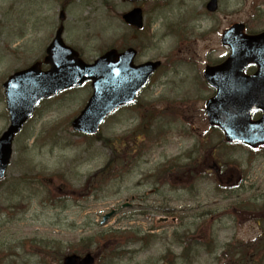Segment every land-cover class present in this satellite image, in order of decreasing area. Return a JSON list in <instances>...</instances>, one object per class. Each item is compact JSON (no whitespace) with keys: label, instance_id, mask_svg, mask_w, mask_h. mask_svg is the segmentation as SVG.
<instances>
[{"label":"rangeland","instance_id":"obj_1","mask_svg":"<svg viewBox=\"0 0 264 264\" xmlns=\"http://www.w3.org/2000/svg\"><path fill=\"white\" fill-rule=\"evenodd\" d=\"M253 1L245 0L240 7L242 20L249 19L254 12L257 14L258 9L264 14V0L260 8ZM195 2L169 0L140 4L144 31L138 33L120 19L121 14L134 7L124 0H0V84L14 71L43 57L45 46L60 22L62 37L80 51L87 63L109 47L119 50L133 47L137 51V64L162 63L152 89L145 90L138 105L110 116L101 127L99 141L70 132V120L90 95L87 84L50 98L37 110L13 143V155L0 185V264H43L32 256L31 245H45L52 239L75 245L74 239L91 230L132 229L141 235L160 238L150 240L142 250L140 246L130 245L138 253L132 258L124 257L117 264H176L168 253L176 256L183 253L184 245H179L183 234H192L203 243L194 264H227L225 257L235 253L234 245L264 238L258 209L264 201V149L252 152L225 146L218 131H211V137L202 142L208 129L203 105L210 92L200 90L206 88L199 85L201 73L205 65L219 59L223 50L218 37L197 38L199 33H191L189 11ZM60 13L63 21H59ZM185 21L188 23L184 24ZM158 98L167 103L176 100L181 105L185 129L182 125V131L173 130L158 146L151 135V148L140 151L137 148L140 144L137 147L131 144L130 135L142 131L144 106L151 107V113L165 109L166 102L161 103ZM3 108L2 104L0 135L8 124ZM159 127L156 120L152 122L151 130L156 135ZM183 130L195 137L183 136ZM105 140L109 142L102 145ZM110 141L116 144L111 147ZM118 144H123V149ZM195 144L198 153L197 159L194 154L191 157L196 161L190 178L157 184L154 167L164 157L189 156ZM110 153L115 154L117 161L125 159V166L122 170L116 166L112 183L100 191L99 185L108 180L97 185L89 179L102 169ZM33 174L41 180L32 185L40 187L39 193L23 192L26 183L19 177H33ZM238 177L242 189L227 191V180ZM12 185L20 187L17 199L10 195ZM45 188L49 196L45 195ZM146 206L151 210L145 209ZM246 208L255 211L248 212ZM170 209H173L170 214L161 212ZM112 210H117L116 215L104 227L100 226L101 217ZM234 210L243 213L234 215ZM165 217L168 220L162 223ZM129 237L119 243L124 244ZM118 246L121 245L107 247V251L122 256L115 251L126 249L117 250ZM258 260L264 264V257Z\"/></svg>","mask_w":264,"mask_h":264},{"label":"water","instance_id":"obj_2","mask_svg":"<svg viewBox=\"0 0 264 264\" xmlns=\"http://www.w3.org/2000/svg\"><path fill=\"white\" fill-rule=\"evenodd\" d=\"M138 1V0H128ZM123 21L141 28V10L136 8L122 16ZM234 26L227 30L222 44L231 49L230 57L221 65L206 68L204 77L216 89V95L205 104L210 126L221 130L227 143L244 144L251 148L264 145V33L255 37L240 35ZM60 31L47 50L45 63L50 70L39 73L35 67L27 76L35 83L23 87V96L17 103L11 99L10 86L16 84L24 72L11 76L4 84L8 90L10 125L0 137V179L11 157L14 135L32 114L38 104L51 94L79 86L91 81L92 96L80 115L72 122L75 131L86 135L95 134L104 118L122 105L133 102L136 93L144 87L149 76L160 65L147 62L133 66L135 52L128 49L123 53L111 50L94 61L84 64L77 54L61 44ZM249 64L258 67L252 76H244ZM37 72V73H36ZM28 73V72H26ZM261 113L259 119L251 121L253 113ZM114 211L102 218L105 223ZM94 258L87 254L66 256L61 264H93Z\"/></svg>","mask_w":264,"mask_h":264},{"label":"flooded vegetation","instance_id":"obj_3","mask_svg":"<svg viewBox=\"0 0 264 264\" xmlns=\"http://www.w3.org/2000/svg\"><path fill=\"white\" fill-rule=\"evenodd\" d=\"M196 0H191V4ZM158 2V1H156ZM166 2V1H165ZM245 3V0H197L195 4L191 7L190 11L191 14L189 16L190 18V30L191 33L194 35V33H199V36L197 38H211V37H218L219 38V45L220 48L223 50V53L219 56V59L216 61H212L210 64H207L204 66V69L201 73L203 76V72L207 67H213L217 66L221 63H223L230 55L231 50L229 46L222 44V38L226 30H228L230 27L236 26V31L240 30V35L242 36H257L264 33V14L261 10H257L254 12V15H252L247 20H242L240 17V7ZM261 0H254L253 4L260 8ZM189 22V20H187ZM188 22H184V24H187ZM205 27H204V26ZM161 67L151 76L150 82L148 84L149 89H152L151 85L155 82H153L154 77L158 74ZM257 68L254 65H249L245 72L248 74H253L256 72ZM201 76L199 85L205 86L206 88H201V92L203 90H208L210 92L208 98L212 97L214 94V91L209 88L203 81V77ZM166 85V84H165ZM164 85V86H165ZM147 87V88H148ZM161 89H164V87H161ZM157 100H160V102H166V107L164 110H161L162 112L156 111L155 113H151L149 108L145 107L143 110H145V114L142 117L143 118V128L144 131L142 133L145 136H148L150 134L151 125H150V116H157L156 120L160 127L157 129L158 138L155 142L157 146L166 140L167 137H169L173 130H180L182 131L181 126L183 125L181 115V105L177 104L176 100L173 101H165L162 98H158ZM205 102V101H204ZM148 106V103L146 104ZM184 112L187 111V108H183ZM205 118V116H204ZM188 120V119H186ZM184 129L185 126L183 125ZM183 136L185 137H195L194 134L189 133L186 130H183ZM211 137V129H206L203 137L204 140L202 142H205L206 139ZM159 140V142H158ZM158 142V143H157ZM192 151H189V156L181 155L180 159L177 157H174L172 159L164 157V161L159 163L156 167H154L155 175L157 176L156 182L157 184H165L167 185V181H172L173 179L179 180V178L186 177L190 178L189 175L193 172V164L197 159V153L198 148L197 145H194L190 149ZM195 155L196 158H191L192 155ZM183 166V167H182ZM195 166V170H196ZM154 178V177H153ZM166 179V180H164ZM224 182V181H223ZM221 183V182H219ZM229 184V185H227ZM227 191L235 190V189H242V180L241 178L238 180L234 179H228L227 180ZM219 188L222 187L221 184H217ZM176 186L174 187V189ZM145 209L151 210L149 206H146ZM173 209H170L169 211H172Z\"/></svg>","mask_w":264,"mask_h":264},{"label":"trees","instance_id":"obj_4","mask_svg":"<svg viewBox=\"0 0 264 264\" xmlns=\"http://www.w3.org/2000/svg\"><path fill=\"white\" fill-rule=\"evenodd\" d=\"M142 136V135H141ZM147 138L142 137L139 138L140 147L139 150L146 151L150 147L149 139L145 140ZM109 140H105L102 142L103 145L105 143H108ZM111 147L114 146L113 141H110ZM137 143V144H138ZM109 145V146H110ZM119 145L120 149H123V144ZM122 152H124L122 150ZM23 157V156H22ZM125 159L121 158V160L117 161V158L113 153L110 154L109 159L105 163V165L100 169V171L92 176L89 181H95V184L100 183L102 181L108 180L107 182H104L103 184L99 185L100 191H103L102 189L112 183V178L115 176L114 168L116 166L121 167V170L124 168ZM36 174H33V177H19L23 183H26V188H22L23 192L25 190L32 191L36 194L39 193L38 188L32 187L33 184H37L38 181H41L39 177H35ZM43 180V179H42ZM29 183V184H28ZM2 185V183H0ZM98 185V184H97ZM12 193L10 194L12 198L17 199L19 197V188L18 185H12ZM36 191V192H34ZM45 195L49 196L50 192L47 188H45L44 191ZM25 194V193H24ZM18 196V197H17ZM255 207V206H254ZM257 207V206H256ZM255 207V209H257ZM249 209V208H246ZM258 209H260V219L261 224L263 225L264 230V201H262L258 205ZM254 209H249L248 212L252 211ZM255 211V210H254ZM243 212V211H242ZM238 213H241V210L238 211ZM246 214V213H245ZM248 214V213H247ZM249 215V214H248ZM129 240H126L124 244L119 243L120 240H122L124 237L129 236ZM78 239H74L73 242L75 245H68L66 242L52 239L50 243H46L45 245H31L32 253L34 257L38 258L40 262L43 264H59L65 255H69L71 253L76 254H84V253H92L96 260H104L111 262L110 264H117L118 261L122 260L123 256H114L113 254L109 253L106 249H100V245H133V244H139L144 243V245H147L150 240H160L159 237L156 236H146L141 235L140 232L132 229H126L124 231H110V230H104V231H88L82 236H78ZM181 241L179 245H184L183 247V253L179 256L174 258L173 260L176 261V264H194L196 259H198V252L199 249L202 247L203 243L199 239L193 237L192 234H183L180 237ZM43 242V241H42ZM71 244V243H70ZM174 244V243H172ZM175 245L176 244L175 242ZM115 248V247H113ZM236 251L234 254H229V251H226L228 254L225 257L227 260V264H262L261 262L263 260H258L260 257H264V238L262 240L258 239L256 241H253L251 243H243L240 245L235 246ZM117 249V247H116ZM114 250V249H113ZM115 251V250H114ZM116 254H120V252L115 251ZM245 255V256H243ZM239 256V257H237ZM237 257L236 259H234Z\"/></svg>","mask_w":264,"mask_h":264}]
</instances>
